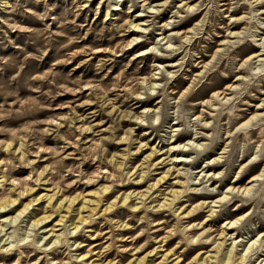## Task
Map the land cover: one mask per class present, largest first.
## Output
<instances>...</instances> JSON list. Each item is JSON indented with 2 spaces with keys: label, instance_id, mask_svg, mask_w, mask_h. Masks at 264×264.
<instances>
[{
  "label": "clouds",
  "instance_id": "1",
  "mask_svg": "<svg viewBox=\"0 0 264 264\" xmlns=\"http://www.w3.org/2000/svg\"><path fill=\"white\" fill-rule=\"evenodd\" d=\"M41 2L45 10L32 14L42 22L59 21L60 30L53 33L51 23H46L38 33L45 36L41 55L29 52L19 62L13 58L0 60V73L14 70L10 79L0 80V96L3 97L0 122L23 121L22 127L15 129L0 126V134H10L8 139H0V150L8 157L0 159V214L15 211L28 198L14 215L0 218V254L18 253L15 264H22L26 258L29 264H42V261L44 264H88L92 248H88L87 254H80L78 249L88 245L77 237L106 235L107 240L92 264H121L118 259L101 260L114 248L121 253L133 252V259L127 264H150L149 257L159 249L153 248L140 257L135 253L144 250L153 239L156 222L149 213L165 212L174 217V223L157 243L179 236V243L186 246L185 251L211 245L207 253L197 252L187 264H264V239L258 237L245 250L246 241L237 238L264 223V0H181L172 18L163 25L156 17L172 6V0H160L158 4L150 0H130L128 12L132 13L139 6V15L149 19L142 23L126 19L111 29L101 28L97 36L102 38L106 31L126 36L132 29L139 31V36L117 44L115 49L76 48L42 73L26 75L28 60L42 61L52 47L53 36L67 37L66 42L60 44V51L80 44L93 31L89 28L83 37L69 36L70 24L85 25H77L75 19L69 20L67 16L63 19L50 16L56 5H50L48 0H36V3ZM73 3L77 4L78 0ZM90 3L91 0H82L76 15ZM104 3L105 0H100V5ZM120 3L122 0L115 3L107 0L109 13ZM100 5H97V15ZM18 6V0L15 7L8 0H0V9L14 12ZM193 17L199 18L186 31H172ZM225 18L226 24L222 23ZM109 19L106 15L105 21ZM8 27L12 31L36 32L14 23ZM221 27L226 37L216 45L217 29ZM157 29L160 38L138 55L178 57L176 62L153 64L148 75H141L139 69L129 74L130 65L125 66L109 82L113 68L108 65L114 66L116 57L137 43H152L149 35ZM164 30L169 31L164 34ZM4 36L7 38L8 34L5 32ZM249 48L258 50L249 54L246 52ZM93 51L112 53L95 64L98 78L86 80L83 74L73 78L72 73L57 70L59 65L71 64L81 54L88 59L81 60L76 67H83L92 59ZM180 80L183 85L177 88ZM21 89L36 95L22 99ZM85 92L87 98L82 99ZM66 93H71L74 99L56 105L55 101ZM254 100L259 103L253 104ZM89 106L98 107L96 111H88ZM56 108L67 111L49 119L40 118L43 110ZM250 108L256 109L251 115ZM105 115L106 119H97ZM125 123L134 126L124 127ZM140 127L146 131L138 137ZM86 136L92 138L86 139ZM143 136L158 138V142L153 146L151 141L143 140ZM182 137L184 142L176 143ZM48 139L57 143L48 146ZM112 145H119L120 150L112 151ZM176 151L185 155L174 156ZM145 152L147 154L137 163L136 157ZM67 160L74 163L68 165ZM40 162L44 163L43 167L37 166ZM201 164L203 166H199ZM85 165H90L91 170ZM209 166L218 170L209 171ZM257 166H261L260 171L252 175ZM21 167L30 170V175L13 179L14 171ZM162 168L167 170L161 172ZM249 176L251 179H247ZM246 179L247 183L237 185L238 181ZM169 180L174 182L170 189ZM228 181H232L233 186L222 192ZM81 184L95 187L91 193L93 199L86 204L87 215H81L78 210L85 196L80 191L68 194ZM144 184L147 187L143 191L120 192L110 201L106 199L116 193L118 187ZM46 185L52 186L50 194L33 195ZM193 195L217 198L193 205L188 203ZM41 201H46L47 206L43 215H37ZM122 209L130 213L126 218H109ZM242 209L246 210L228 219L220 228L205 226L230 211ZM138 212L142 215L137 218L134 214ZM198 213L206 214L203 221L186 222V218ZM55 217L58 221L54 226L45 228V223ZM101 219L111 226L107 233L94 228ZM134 219H137L136 225L129 223ZM140 225L144 227L136 235L117 234L119 230H135ZM140 236L148 238L139 247L119 246L118 242L124 241L134 244ZM36 253L41 255L31 261ZM52 253H63L66 259L54 260ZM159 264H182V261L173 249Z\"/></svg>",
  "mask_w": 264,
  "mask_h": 264
},
{
  "label": "rangeland",
  "instance_id": "2",
  "mask_svg": "<svg viewBox=\"0 0 264 264\" xmlns=\"http://www.w3.org/2000/svg\"><path fill=\"white\" fill-rule=\"evenodd\" d=\"M9 4H12L14 7L17 6V0H8ZM82 2V0H78L77 4L73 3V0H48V3L55 4L56 8L55 11L50 13V16H57L60 19H63L65 16H67V19L72 20L75 19L77 22V25H85V27H78L69 25L67 29V33L69 36L76 35L83 37L84 33L88 32V29L91 28L93 31L87 36L86 39H82L80 44L72 45L70 48L65 50H60V44H63L66 42L67 37L66 36H53L52 38V47L48 51L47 55L44 56L43 60H34L29 59L28 60V68L25 70V74H35V73H42L43 71L47 70L52 66V64L58 60L64 58L68 52L75 50L79 47H85L90 46L92 49H98V48H112L115 49V46L120 43H127L131 41L134 37L139 36L138 33L135 34L131 30L127 32L126 36H122L119 32L116 31H106L104 33V36L102 38H98L97 32L101 28H109L111 29L113 25H120L123 23L126 19H133L134 23H138L139 20L135 18V15L139 14L141 12V8L139 6L135 7L132 13L128 12V5L130 3V0H122V3H120L119 7H113L111 12L109 13L107 0H105V3L100 5V0H91V3L84 7L82 11H80L79 15H76V10L78 8V4ZM160 0H150V3L152 4H158ZM113 3H115V0H113ZM181 3V0H172V6L168 9H165L162 13L157 15V20L159 21L160 25H163L165 22H167L169 19L172 18V12L176 10V6ZM19 6L16 8V11H11L7 8L0 9V60L3 58H13L17 62L21 61L25 55H27L29 52L33 53L35 55H41L44 47H45V36L39 35L38 33L43 31L45 28L46 23H51V31L55 33L56 31H59V21L52 22L51 20L47 22H42L37 18V16L33 15V12L36 13H42L45 10V5L43 2L36 3V0H18ZM97 5H100V11L99 15L96 13ZM117 9V10H113ZM109 15L110 19L105 21V16ZM233 15H236L235 13ZM199 17H193V19L189 22H186L184 24L175 26L172 31H180L184 32L188 28L192 26L198 20ZM142 23L144 20L149 19L148 16L141 17L140 18ZM7 21L8 23H5ZM14 23L19 24L26 28L35 29L36 32L33 33H25L20 32L19 30L12 31L11 28L8 27V24ZM222 23L226 24L227 19L225 18ZM169 30H164V34H167ZM7 33V38L4 36V33ZM46 35V34H45ZM114 37V38H113ZM226 37V32L224 29L218 28L217 29V36L215 37V43L216 45H219L223 39ZM160 38V30L157 29L155 32L151 33L149 35V40H151L152 43H137L135 46L131 47L127 51L124 52L123 55H120L116 57V63L115 65H108V67L113 68V72L111 76H109V82H111L112 78L115 76L116 73H118L121 69H123L125 66H129V74L134 73L139 69V73L141 75H148L152 71V65H160V64H173L176 62L178 57H171V58H161V57H155L151 54H144L142 56H138L142 51L145 53L146 49L148 47H151L154 45L155 41ZM14 41V43H11L9 41ZM21 49H24V51H21ZM214 50V49H213ZM258 49L256 48H249L246 49V52L249 54H252L256 52ZM112 53L110 52H102V51H93L91 53L92 59L89 61L88 64H85L83 67L77 68L76 65L80 63L81 60L88 59L87 55L81 54L78 55L77 58L68 65H59L57 70L62 71L64 74L72 73L73 78L80 76L83 74L84 78L87 79H93L98 78L96 71H95V64L101 60L106 59L110 57ZM133 57H136V59H133ZM14 74V70H10L6 73H0V80H7L10 79L11 75ZM183 85V80H180L177 82L176 87L179 88ZM223 86V85H222ZM21 98H27L30 95H36L33 92H30L27 89H21ZM87 98V93L85 92L82 99ZM206 98V97H205ZM12 98H9V102H11ZM74 99L73 95L71 93H66L62 96H60L56 101V105L63 104L68 102L69 100ZM3 101V97L0 96V102ZM253 104L259 103V101H252ZM148 106V105H144ZM98 107V106H96ZM96 107L89 106L88 111H96ZM67 109H59L56 108L55 110L51 109H45L40 113V118L42 119H49L52 116H59L66 112ZM78 111H84L83 109H79ZM256 111L255 108L249 109V115L254 113ZM97 119H106L105 116L98 117ZM23 121L19 120H7L5 122H0V126H7L10 128H19L22 127ZM134 126L131 123H125L124 127ZM146 131L143 127H140L137 129V136H142L143 133ZM10 134H0V139H8ZM86 139H91V136H86ZM143 140L145 141H151L152 145L155 146V144L158 142V138L153 139L152 136H143ZM184 142V138H180L176 141V143H182ZM48 146H54L57 142L54 139H48L46 141ZM62 143V141L60 142ZM170 145H164L163 147H169ZM112 151H119L120 146L119 145H112ZM72 148H69V151H72ZM183 153V152H182ZM147 154L146 152L137 156L136 161L137 163L140 162V160L143 159V155ZM185 155V153H183ZM176 156V155H175ZM182 156V155H178ZM7 153H5L3 150H0V159H6ZM160 157H157L159 159ZM213 157H209L211 159ZM66 163L68 165H71L74 163L72 160H67ZM38 167H43L44 163L40 162ZM177 167L180 166V163L176 165ZM199 166H203L202 164ZM261 166H257L253 168L252 175L257 174L260 171ZM85 168L88 170H91L90 165H85ZM166 168H162L160 171H166ZM209 171L218 170L213 168L212 166H209ZM28 175H30V170L26 168H19L18 170L14 171L13 173V179H24ZM158 178V177H157ZM251 176H249L247 179H250ZM233 179L235 180V176H233ZM246 180H241L237 182L238 186H241L245 183H247ZM174 182L169 180L167 181L168 188L170 189L172 184ZM233 186L232 181H228L221 191L223 192L226 190L227 187ZM51 185H46L45 188L38 189L35 193H33L34 196H43L45 194H50L49 190L51 189ZM147 185H127L123 187H118V190L116 193H114L112 196L107 197V200H111L114 198L115 195H118L120 192H127V191H143L144 188H146ZM75 191H80L84 196L85 199L78 204V210L80 211L81 215H87V208L86 204L89 199H93L91 197V193L95 191L94 186H89L87 184H81L78 188L74 190H69L70 195H74ZM167 191H165L164 196H167ZM217 197L212 195H193L191 199L188 201L190 204H196L199 203L201 200H212L216 199ZM28 198H25L22 203L16 207L15 211H19L21 207H23L24 203H27ZM160 202H163L161 199ZM47 206L46 201H41L38 204V208L41 209V211L37 215H43V209ZM246 209H242L240 212H232L230 211L227 215H225L222 219H217L213 221H209L205 224L206 227H215L220 228L223 223H225L228 219L234 218L235 215L242 214V212ZM15 211L13 212H7L0 214V218L14 215ZM130 213L127 210L122 209L120 213L116 214L115 216L110 214V219L112 218H118V219H124L127 215ZM137 218L142 215V213L138 212L134 214ZM152 220L156 223L153 225V231H152V241L147 245V247L142 250L141 252L135 253L136 257H140L145 255L147 252L151 251L153 248L159 249L158 253L154 254L152 257H149L150 264H159V261L163 259L164 255L168 252H171L173 249H175V253L177 256L181 258L182 264H187L188 260L192 258V256L196 255L198 251L201 253H207L209 249L211 248V245H201L198 247H191L187 248L185 251V245L180 244V237L176 236L173 237L167 241H164L162 244L157 243L161 237L165 236L167 234V229L172 226V223H174V217H172L170 214L161 212L159 214H153L149 213ZM205 213H198L195 216L186 218L187 223H196L203 221L205 218ZM76 219H79V217H76ZM58 221V217H55L53 220L46 222L44 227L45 228H51L54 226V224ZM163 221L164 223H160ZM129 223L136 225L137 219H134L132 221H129ZM111 226L103 221V219L100 220L99 223L94 225V228L96 231H103L105 233L108 232L109 228ZM144 225H140V227L135 228V230H119L117 232L120 236H133L136 235V232L140 231L141 228H143ZM231 231V230H230ZM94 235V234H93ZM264 223H260V225L251 232L245 233L243 235L238 236V239L246 241L244 244L245 250L247 249L248 245L251 244L253 241H257V238L264 239ZM148 237L146 236H140L136 239L134 244L130 241H124V242H118L120 247H139L141 243L144 242L145 239ZM78 240H82L85 244L88 245V247H82L78 249L80 254H87L88 248H92V255L88 256V264H92L93 260L97 259L96 254L102 249L104 246L107 236L102 237H95V238H84V237H77ZM177 245H179L177 247ZM41 254L36 253L35 255L31 256V261H35L39 258ZM52 258L54 260H63L66 259L63 253H52ZM18 257V253L13 254H0V264H15V260ZM264 258V257H262ZM111 259H118L121 261V264H127L126 262L128 260L133 259V252H119L118 248H114L110 252H108L104 257L101 258L102 261H107ZM22 264H29L28 259L26 258L24 261H22ZM42 264L44 262L42 261Z\"/></svg>",
  "mask_w": 264,
  "mask_h": 264
},
{
  "label": "bare ground",
  "instance_id": "3",
  "mask_svg": "<svg viewBox=\"0 0 264 264\" xmlns=\"http://www.w3.org/2000/svg\"><path fill=\"white\" fill-rule=\"evenodd\" d=\"M113 10H117V9H113ZM141 17H145V16H141V15H139V14H137V15H135V18L136 19H138L139 20V22L138 23H140V21H142L140 18ZM133 33H135V34H137L138 35V33H139V31H137V30H135V29H132L131 30ZM140 34V33H139ZM144 51H142L141 53H143ZM146 52V51H145ZM138 56H142V55H138ZM173 155L175 156H178V155H184L182 152H180V151H176V152H174L173 153ZM179 162L177 161L176 162V165L178 164ZM258 174V173H257ZM254 175H256V174H254ZM251 179V178H250ZM231 187V186H230ZM41 196V195H40ZM264 236V235H263ZM198 252H200V251H198ZM127 263V262H126Z\"/></svg>",
  "mask_w": 264,
  "mask_h": 264
}]
</instances>
